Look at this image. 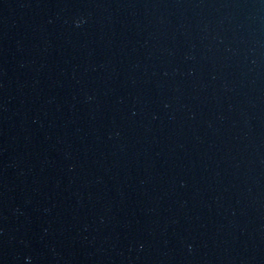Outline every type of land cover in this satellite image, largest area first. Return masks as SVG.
I'll return each instance as SVG.
<instances>
[{"label": "water", "instance_id": "1", "mask_svg": "<svg viewBox=\"0 0 264 264\" xmlns=\"http://www.w3.org/2000/svg\"><path fill=\"white\" fill-rule=\"evenodd\" d=\"M0 264H264V0H0Z\"/></svg>", "mask_w": 264, "mask_h": 264}]
</instances>
